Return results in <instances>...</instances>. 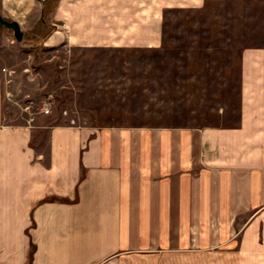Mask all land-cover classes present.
Segmentation results:
<instances>
[{
  "label": "crops",
  "instance_id": "obj_1",
  "mask_svg": "<svg viewBox=\"0 0 264 264\" xmlns=\"http://www.w3.org/2000/svg\"><path fill=\"white\" fill-rule=\"evenodd\" d=\"M49 1L0 11L35 25ZM203 3L59 0L48 41L158 46L165 9ZM3 113L0 76V264H264V47L242 54L237 125L11 126Z\"/></svg>",
  "mask_w": 264,
  "mask_h": 264
},
{
  "label": "rangeland",
  "instance_id": "obj_2",
  "mask_svg": "<svg viewBox=\"0 0 264 264\" xmlns=\"http://www.w3.org/2000/svg\"><path fill=\"white\" fill-rule=\"evenodd\" d=\"M58 1L33 13L38 23L21 26L22 41L0 24L6 125L239 123L242 54L264 47V0L165 9L161 43L144 47L52 44Z\"/></svg>",
  "mask_w": 264,
  "mask_h": 264
},
{
  "label": "water",
  "instance_id": "obj_3",
  "mask_svg": "<svg viewBox=\"0 0 264 264\" xmlns=\"http://www.w3.org/2000/svg\"><path fill=\"white\" fill-rule=\"evenodd\" d=\"M0 24L6 28L11 29L14 37L18 41H22L24 37V32L22 30L20 23L17 20H8L0 14Z\"/></svg>",
  "mask_w": 264,
  "mask_h": 264
},
{
  "label": "trees",
  "instance_id": "obj_4",
  "mask_svg": "<svg viewBox=\"0 0 264 264\" xmlns=\"http://www.w3.org/2000/svg\"><path fill=\"white\" fill-rule=\"evenodd\" d=\"M45 12H46V9H45V7L43 6L42 15H44Z\"/></svg>",
  "mask_w": 264,
  "mask_h": 264
},
{
  "label": "built area",
  "instance_id": "obj_5",
  "mask_svg": "<svg viewBox=\"0 0 264 264\" xmlns=\"http://www.w3.org/2000/svg\"><path fill=\"white\" fill-rule=\"evenodd\" d=\"M48 112H50V110H49V109H47V110H46V113H48Z\"/></svg>",
  "mask_w": 264,
  "mask_h": 264
}]
</instances>
